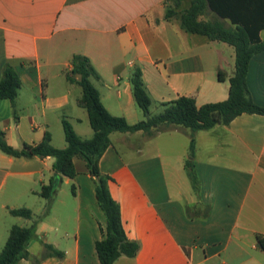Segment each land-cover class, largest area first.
<instances>
[{
  "label": "crops",
  "instance_id": "obj_1",
  "mask_svg": "<svg viewBox=\"0 0 264 264\" xmlns=\"http://www.w3.org/2000/svg\"><path fill=\"white\" fill-rule=\"evenodd\" d=\"M191 3L0 0V81L7 62L22 81L15 106L0 99V130L7 142L22 149L25 143H40L48 132L55 147L52 115L61 113L83 124L80 131L72 125L79 136L94 135L87 110L79 105L82 88L67 80L72 58L54 60L66 50L90 59L99 76L92 82L104 106L130 124L144 120L131 83L136 67L142 70L151 106L159 110L181 97L195 99L198 107L227 100L235 48L188 33L180 15L166 17L169 10L181 13ZM201 20L232 27L209 8ZM260 36L264 39V30ZM247 86L264 107V51L250 62ZM77 87L81 96L75 99ZM191 135L198 191L185 167ZM110 138L100 171L110 177L127 238L141 245L137 256H121L114 264H264V115L244 113L227 125L196 132H113ZM61 143L62 149L68 145L66 139ZM54 162L51 157L15 158L0 150V212L13 215L11 210L25 207L33 218L15 216L21 224L13 226L38 223L28 247L32 258L19 264H101L96 244L106 217L96 198V178L76 156V177L62 176L47 208L41 193L57 185ZM22 186L26 199L19 203ZM63 186L74 187L72 194ZM11 228L0 229V252ZM45 244L64 257H44Z\"/></svg>",
  "mask_w": 264,
  "mask_h": 264
},
{
  "label": "trees",
  "instance_id": "obj_2",
  "mask_svg": "<svg viewBox=\"0 0 264 264\" xmlns=\"http://www.w3.org/2000/svg\"><path fill=\"white\" fill-rule=\"evenodd\" d=\"M178 5L180 0H174ZM207 8L222 19L230 20L232 27H226L221 21H204L201 17ZM180 15L181 24L185 31L192 34L206 36L211 40L229 43L235 48V72L229 79L230 91L227 100L210 103L198 107L195 99L181 97L175 101L164 103L163 111L153 115L151 113L152 100L149 96L141 68L134 69L131 83L133 95L137 105L143 111L145 119L130 124L125 117L112 115L104 106L100 92L92 82V78H99L88 57L75 55L72 60V70L67 75L71 84L82 88L79 105L87 110L94 135L90 139L79 136L72 124L63 119L66 148L59 149L52 145L50 133L36 144L25 143L22 149L11 146L4 132L0 130V150L15 158L51 157L55 160L54 171L57 174V185L53 182L44 187L41 195L51 199L62 183V176L75 178L77 171L74 164L76 156L82 157L88 166L90 174L96 178V198L106 217V226L101 228L102 239L97 242L96 249L101 264H114L121 256L134 258L141 245L138 241L127 238L119 204L112 198L108 181L110 177L100 171V160L111 147L110 135L113 132L145 133L163 132L170 129L209 130L216 125H227L237 116L244 113L264 115V107L253 100L247 86V75L252 58L264 51V39L260 34L264 30V0H192L190 7L181 13L169 10L166 17ZM79 77V79H77ZM219 79L224 80V74L219 73ZM22 87V81L17 68L7 62L2 70L0 81V99L9 100L13 106ZM196 140L191 135L189 157L185 167L196 191L199 190V179L196 173L194 158ZM55 178L53 179V181ZM74 190V187H72ZM14 216L27 219L33 218L28 208L11 210ZM37 222L31 227L13 226L9 237L0 252V264H19L23 260H31L28 249L31 240L36 236ZM64 253L51 244H45L44 257L63 258ZM38 262V261H37Z\"/></svg>",
  "mask_w": 264,
  "mask_h": 264
},
{
  "label": "rangeland",
  "instance_id": "obj_3",
  "mask_svg": "<svg viewBox=\"0 0 264 264\" xmlns=\"http://www.w3.org/2000/svg\"><path fill=\"white\" fill-rule=\"evenodd\" d=\"M208 19H211V20H214V18L212 17H207ZM233 49V48H232ZM69 50H66V51H63L62 53H60V55L58 57H56L54 60L57 61V62H62V61H65L67 60L69 57H71V62L74 58L75 55H72L73 51H69ZM234 51V49H233ZM72 52V53H71ZM234 53V52H233ZM235 54V53H234ZM235 56V55H234ZM232 66H233V69L235 70V57H233V61H232ZM56 69H61V67H58ZM232 69V70H233ZM130 70V69H129ZM225 70L226 72L230 73L231 74V68L229 67H225ZM128 73V70L126 71V74ZM77 92L75 94H73V97H78L80 98L81 96V90L80 88L78 89L77 87ZM159 105H155L153 104L151 106V113L153 115H156V114H159L162 110L160 109H157ZM137 108L139 109V113H141V117L143 119H145V116L143 114V111L141 110L140 107L137 106ZM67 113H61V114H53L52 115V122H53V125H52V132L54 134V145L56 148H59V149H62L61 146H63V144L61 143L64 139H65V132H64V129H63V126L61 124V121L66 118H67ZM71 124L74 126V128L78 131L82 130L84 127H83V124H80L78 123L77 121H72V119H68ZM38 122L42 124V119H38ZM74 129V130H75ZM68 144V143H66ZM23 187V186H22ZM24 189H21L20 191H17L18 192V195L16 198H18L19 196H21L20 198H18V200H16V202H24L25 199H26V193L24 192L26 190V187H23ZM36 189L38 190H41V187H36ZM63 189H65L67 191V195L68 194H72V186H63ZM30 200V199H29ZM51 200V199H50ZM50 200L49 199H46L45 200L43 199V204H46V207L48 208L50 206ZM33 201V199H32ZM31 201V204H33V206H38V205H34V203ZM27 202V201H26ZM45 206V205H43ZM21 220L20 218L18 217H15L13 215H11L9 212L7 211H1L0 212V229H3V228H11L13 225H20L21 223Z\"/></svg>",
  "mask_w": 264,
  "mask_h": 264
}]
</instances>
